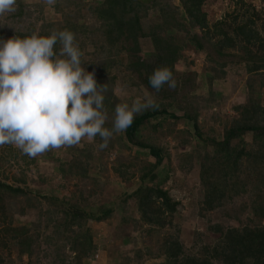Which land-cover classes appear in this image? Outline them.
I'll return each instance as SVG.
<instances>
[{
    "label": "trees",
    "instance_id": "obj_1",
    "mask_svg": "<svg viewBox=\"0 0 264 264\" xmlns=\"http://www.w3.org/2000/svg\"><path fill=\"white\" fill-rule=\"evenodd\" d=\"M170 1L98 0L86 9L89 12V23L80 21L79 15L75 13L72 15L66 13L63 21L57 25L46 22L36 9L34 11L36 14H31L34 7L30 10L21 0H16V10L6 14V17L10 19V26L7 25V18H4V23L0 22V39L4 40L15 35L24 38L33 33L47 37L51 30L66 29L74 33L75 40L83 53L82 66L86 71L94 73L98 85H108L109 91L105 94L104 105L110 118L115 105L120 103L115 90H142L151 94L159 104L157 110L150 109L136 115L133 123L124 133L112 138V143L116 138L124 145L145 151L146 155L153 160V163H147L137 170L135 188L129 193L123 192L118 198L119 209H123L122 206L126 204L131 208V212L128 211L129 213L122 217V224L131 217L132 213L138 215L141 223L150 228L160 227L161 222H165L164 217L171 218L172 214L177 212L179 201L169 195L168 189L161 187V184L169 177L168 171L159 176L161 174L159 167L168 153L154 143V135L160 136L163 132L164 118H168L171 122L167 124L164 136L176 141L175 150L182 145H190L193 141L202 147L212 148L209 154L211 156L206 154L199 161V179L203 186L211 182L209 176H215L216 181H224L226 174H233L234 168L244 159L250 167H253L255 188L264 190V114L262 113L264 110L251 107L250 113L253 118L240 117L233 120V124L222 127L223 131L219 140L209 138L198 129L196 109L185 101L186 96L196 88L197 74L179 73L175 69V64L182 61V50L188 47L195 53H203L207 60L221 68L228 64H241L247 73L264 72V0H259L262 8L260 11H256L250 3L243 0H234L235 10L233 8L232 18L213 24L207 22L206 15L201 9L204 0H178L179 8L172 6ZM145 4H149L148 7ZM148 8L157 13V21L147 20ZM260 19L262 23L258 24ZM141 40L149 42L150 53L141 52ZM59 49L60 45L57 43L54 51L58 52ZM161 66H166L172 71L177 87L170 90L167 85H164L160 92L156 93L149 84V76L155 68ZM259 116L262 118L261 123L258 121ZM179 120L184 121L187 131H173L174 124ZM105 127H111V119ZM180 134L183 136L178 137ZM245 135L250 136L253 147L257 143L258 150L246 152L243 148L230 146L232 140L240 141ZM100 142L99 137H96L95 141H90L91 149L97 147L99 156L102 152L109 151L112 146L110 141L109 146L101 151L98 149ZM6 145L8 148L9 144ZM243 145L245 146L244 143ZM8 149L5 151L7 153L2 155L4 158H13L12 166L15 168L26 164L28 160L30 163L34 162L33 158L22 152L19 155L18 151L12 147ZM50 151L44 153L42 158H50L52 161ZM95 151L88 153L86 157L91 159ZM83 152L74 150L73 153L77 155L76 157H84ZM181 157L187 158L185 155ZM74 158L75 156L73 160L59 164L60 177L73 175L83 179L88 176L82 162ZM64 165L66 168L63 167ZM131 166L128 164L129 168ZM118 176L125 179L133 177L132 173L128 175L125 171L118 173ZM96 178L98 177L94 178L95 181L98 180ZM19 184H23V181L16 177L12 178L11 184L0 181V216L2 214L3 218H5L3 214L7 212L6 208L12 210L14 205L19 204L17 202L19 197H24L23 201L28 209H31L32 198L37 206L38 200L45 201V209H38L36 212L37 222L32 221L36 229L35 235L30 237L23 226L13 228L6 225L3 229L4 233H10L15 245L23 248L22 252L27 257L31 259L40 245L41 247L54 246L57 250L64 248L67 244L69 252L72 253L73 264H81V261L88 256L89 260H96L94 257L96 253L86 224L92 221H103L110 215L111 209L102 208L93 199L92 206L82 208L76 204H67L63 199L56 197L34 198L25 188L19 187ZM208 188L210 192H205L203 206L205 210H212L219 204L213 199L219 186L216 184L212 187L207 186L205 191ZM94 194L93 190L87 192L88 198H92ZM258 194L257 198L264 200V192L262 194L259 191ZM22 213V210L18 211V215ZM41 213L44 219L39 222ZM256 216L261 220L262 225L254 227L245 225L240 230L235 228L226 230L218 244L219 251L215 247L208 251L214 253L211 258L215 261L222 259L223 264L244 261L264 264V210L260 209ZM72 226L76 228V232L71 230ZM47 228L50 232L44 235ZM168 246L166 249L171 248V251L164 252V264H210L209 258L184 255L177 243L168 244ZM31 249H33L32 252ZM202 251L207 253V247ZM137 254L140 256L139 252ZM63 261L64 258L60 259L61 263Z\"/></svg>",
    "mask_w": 264,
    "mask_h": 264
},
{
    "label": "rangeland",
    "instance_id": "obj_2",
    "mask_svg": "<svg viewBox=\"0 0 264 264\" xmlns=\"http://www.w3.org/2000/svg\"><path fill=\"white\" fill-rule=\"evenodd\" d=\"M94 1L98 0H56L55 5L50 6L47 5L46 0H21L23 5L28 6L30 10L34 7L31 14H34L36 9L46 22L57 25L63 21L66 13H71L70 15L75 13L79 15L80 21L89 23V12L86 9ZM243 1L250 3L256 11L262 9L259 0ZM233 2L234 0H204L201 9L206 15L207 22L213 24L232 18L233 8L235 10ZM169 3L179 8L178 0H171ZM145 5L148 7L149 4ZM6 16V14L0 16L1 23H4ZM147 20L157 21V13L149 9ZM6 22L8 25L10 19ZM261 23L262 19L258 21V24ZM140 49L143 54L151 52L147 40L140 41ZM87 50L90 51V49ZM233 52L236 51L233 50ZM175 69L179 73L194 72L197 74L196 88L186 96L185 101L196 109L198 129L209 138L219 140L223 131L222 127L233 124V120L240 117L251 119V107L264 110V72L247 73L241 64H228L221 68L207 60L203 53H195L188 47L182 50V61L175 64ZM114 92L120 103L128 104L132 100L147 95L142 90L133 89H121ZM131 97H133L132 100ZM164 119L163 132L160 136L154 135V143L157 147L168 153L159 167L161 170L159 176L161 177L168 171L169 177L161 184V187L168 189L169 195L179 201V205L177 212L172 214L171 218L164 217L165 222H161L160 227L150 228L141 223L138 215L132 213L131 217L122 224V217L131 212V208L126 204L122 206L123 209H119L118 198L123 192L129 193L135 188L137 170L147 163H153V160L146 155L145 151L124 145L116 138L113 139V143L111 140L112 146L109 151L102 152L100 156L99 151L96 150L97 147L91 149L92 144L84 138L78 145L52 149L50 151L52 161L50 158L43 159L42 154L34 157V162L30 163L28 160L25 162L27 165L21 164L19 168L12 166L13 158H4L2 154L7 153L5 151L9 147L17 150L19 155L21 151L14 145H9L8 148L6 144L2 145L0 146V181L11 184L12 178L16 177L23 181L19 187L25 188L27 193L29 192L28 194L34 198L56 197L63 199L67 204H76L82 208L92 206L93 201L91 200L93 199L102 208L111 209L110 215L103 221L87 222L86 227L96 253V260H89L88 256L81 261V264H164V252L171 251V248H166L172 243L180 245L184 255L197 256L202 259L209 258L210 264H223L222 259L219 258V262L211 258L214 253L208 251L214 247L219 251L218 244L221 242L223 233L228 229L240 230L245 225L248 227L262 225L256 214L260 212V209L264 210V200L257 198V195L259 196V191L263 194L264 190L255 188L253 167H250L244 159L239 166L234 168L233 174H226L224 181H216L215 176H209L211 182L203 186L199 179V161L206 154L211 156L209 154L212 148L202 147L193 141L190 145H182L175 150L176 141L164 136L167 124L171 123L168 118ZM258 121L262 122L260 116ZM178 130L187 131L184 121L179 120L174 124L173 131ZM182 134L185 135V133ZM182 134L178 137H182ZM252 144L250 136L245 135L240 141L232 140L230 146L243 148L246 152L258 150L257 143L254 147ZM74 150L84 151L82 155L85 158L76 157ZM94 151V157L91 156L92 158L88 159L87 154ZM181 155L187 158L183 159ZM74 156V159H79L87 169L88 178L81 179L73 175L60 177L59 164L73 160ZM128 164L132 166L129 168ZM63 167L66 168L65 165ZM123 171L128 175L132 173L133 177L120 178L118 173H123ZM95 177H98L96 178L98 180L95 181ZM214 184L219 186V190L215 192L213 199L219 204L212 210H205L203 206L205 192H210L209 188L206 191L205 189ZM222 189L225 190L222 191ZM90 190L95 192L92 198H88L87 195ZM23 199L24 197H19L17 201L19 204L14 205L12 210L6 208L7 212L3 214L5 218L2 214L0 216V264H73L72 253L69 252L65 242V247L57 250L54 246H48V248L40 245L30 259L22 252V247L14 244L10 233H4L3 229L9 225L13 228L23 226L30 237L35 235L36 229L32 221L37 222L36 212L38 209H45V201L38 200L39 205L37 206L32 198L31 209H28ZM20 210L23 213L18 215ZM43 219L42 214L39 222ZM71 230L76 232L74 226ZM49 232L50 229L47 228L44 235ZM205 247H207V253L202 251ZM62 258H64L63 263L60 262ZM234 264H252V262L244 261Z\"/></svg>",
    "mask_w": 264,
    "mask_h": 264
},
{
    "label": "clouds",
    "instance_id": "obj_3",
    "mask_svg": "<svg viewBox=\"0 0 264 264\" xmlns=\"http://www.w3.org/2000/svg\"><path fill=\"white\" fill-rule=\"evenodd\" d=\"M54 6L56 0H46ZM16 0H0V16L16 10ZM59 43L60 49L54 51ZM82 51L69 30H51L0 39V146L14 145L34 158L52 149L78 145L82 139L100 138L99 150L124 133L134 117L159 104L151 94L131 105L118 103L111 118L104 105L108 85H98L93 72L82 66ZM159 93L177 87L172 71L161 66L149 76ZM111 119V127H105Z\"/></svg>",
    "mask_w": 264,
    "mask_h": 264
},
{
    "label": "built area",
    "instance_id": "obj_4",
    "mask_svg": "<svg viewBox=\"0 0 264 264\" xmlns=\"http://www.w3.org/2000/svg\"><path fill=\"white\" fill-rule=\"evenodd\" d=\"M94 257H95V259H96V255H95Z\"/></svg>",
    "mask_w": 264,
    "mask_h": 264
}]
</instances>
